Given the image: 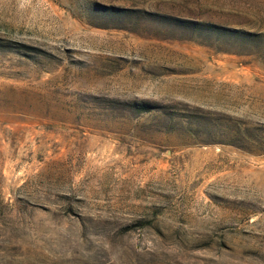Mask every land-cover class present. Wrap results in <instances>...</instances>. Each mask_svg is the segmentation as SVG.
<instances>
[{
    "label": "rangeland",
    "instance_id": "obj_1",
    "mask_svg": "<svg viewBox=\"0 0 264 264\" xmlns=\"http://www.w3.org/2000/svg\"><path fill=\"white\" fill-rule=\"evenodd\" d=\"M0 264H264V0H0Z\"/></svg>",
    "mask_w": 264,
    "mask_h": 264
}]
</instances>
